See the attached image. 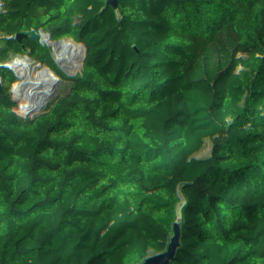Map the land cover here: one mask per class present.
Segmentation results:
<instances>
[{
  "label": "trees",
  "instance_id": "trees-1",
  "mask_svg": "<svg viewBox=\"0 0 264 264\" xmlns=\"http://www.w3.org/2000/svg\"><path fill=\"white\" fill-rule=\"evenodd\" d=\"M1 2L74 97L0 41V264H264V0Z\"/></svg>",
  "mask_w": 264,
  "mask_h": 264
},
{
  "label": "built area",
  "instance_id": "built-area-1",
  "mask_svg": "<svg viewBox=\"0 0 264 264\" xmlns=\"http://www.w3.org/2000/svg\"><path fill=\"white\" fill-rule=\"evenodd\" d=\"M2 0H0V7L2 5ZM117 6L119 10V18L125 26L126 22V13L129 7V0H117ZM0 41L5 44L10 50L15 52L16 54L23 55L26 57L27 61H29L31 64H33L36 68L39 69V71L42 73L43 76L48 78L55 91L56 96L59 99V101L63 104H66L70 99L74 97L73 93L68 91L65 87L59 85L57 81L53 78V75L49 68L46 67V59L47 54L45 52H42L40 50H37L34 48L32 43L29 41V39L26 37L25 33L21 29H17L12 27L9 23H7L1 16H0ZM96 120V118H94ZM26 170V169H11L9 164L2 159H0V176L3 178H6L10 186L15 194L19 193V196L21 199H34V197L31 196L33 194V189H31V192H19L17 190V185L21 180L18 178V173ZM40 175V174H38ZM44 182V180H43ZM3 199H8L5 196L0 195V202H2ZM12 203L18 208V211L10 210L8 213H13L14 215V223H13V217H10L7 215V212H1L0 211V219L7 218L6 223H3V225L8 226L7 228L1 227L0 225V241L5 239L7 234L12 230V227H15V215L19 214V217L21 216V210L20 208L12 201ZM0 205V209H2Z\"/></svg>",
  "mask_w": 264,
  "mask_h": 264
},
{
  "label": "bare ground",
  "instance_id": "bare-ground-1",
  "mask_svg": "<svg viewBox=\"0 0 264 264\" xmlns=\"http://www.w3.org/2000/svg\"><path fill=\"white\" fill-rule=\"evenodd\" d=\"M18 178L19 180H21V182L18 183L17 185V190H19V192H31V189H33V194H31L32 197L37 198L39 191L41 190V182H42V178L39 175H37V173H33L32 171L26 172L25 174H23V172H19L18 173ZM35 178L37 179V182H39L38 185H36L35 183ZM1 207H3L2 209H0L1 212L6 211L7 215L12 217L13 213H8L10 212V210L13 211H17L16 208H14V204L10 203V201L8 199H3L2 202H0ZM6 216V214H5ZM2 218L0 219V225H2L1 227L7 228L8 226L3 225V223H6L7 218ZM14 223V222H13Z\"/></svg>",
  "mask_w": 264,
  "mask_h": 264
},
{
  "label": "rangeland",
  "instance_id": "rangeland-1",
  "mask_svg": "<svg viewBox=\"0 0 264 264\" xmlns=\"http://www.w3.org/2000/svg\"><path fill=\"white\" fill-rule=\"evenodd\" d=\"M72 115H74V112L71 111V109H67V117H71ZM30 170L26 169V170H23V174H25L26 172H29ZM38 175V174H37ZM40 177H42L41 175H39ZM36 183V185L39 184V182H37V179L35 178L34 180ZM44 186V182H43V178H42V182H41V190L39 191V194H38V197L37 198H34V199H26V200H23L20 198L19 196V193H16L15 192V195L17 197V199L20 201L21 204V216L19 217V214L18 215H15V225L18 224V222L20 223H24L26 220H28L31 215L33 214L32 211L30 210V207H34L35 205H38L41 201V191H42V188ZM13 217V222H14V215L12 216Z\"/></svg>",
  "mask_w": 264,
  "mask_h": 264
},
{
  "label": "water",
  "instance_id": "water-1",
  "mask_svg": "<svg viewBox=\"0 0 264 264\" xmlns=\"http://www.w3.org/2000/svg\"><path fill=\"white\" fill-rule=\"evenodd\" d=\"M192 18L195 20L198 27L200 28L201 26H200V23H199V20L197 19V17L192 15ZM124 48H125V46H124ZM262 51L264 53V48L262 49ZM76 125H77V118L76 117H69L67 119L65 135L69 136L72 140H76V138H77ZM9 201H10V203H12V201L10 199H9ZM14 208H16L18 211V208L16 206H14Z\"/></svg>",
  "mask_w": 264,
  "mask_h": 264
}]
</instances>
